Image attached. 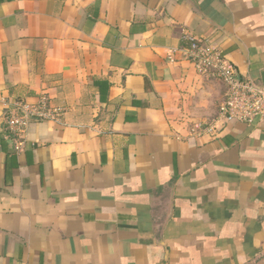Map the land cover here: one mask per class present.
Segmentation results:
<instances>
[{
	"label": "crops",
	"instance_id": "0c3cea01",
	"mask_svg": "<svg viewBox=\"0 0 264 264\" xmlns=\"http://www.w3.org/2000/svg\"><path fill=\"white\" fill-rule=\"evenodd\" d=\"M189 33L264 89V0H0V264H264V116L199 133L226 88Z\"/></svg>",
	"mask_w": 264,
	"mask_h": 264
},
{
	"label": "built area",
	"instance_id": "2783aa9c",
	"mask_svg": "<svg viewBox=\"0 0 264 264\" xmlns=\"http://www.w3.org/2000/svg\"><path fill=\"white\" fill-rule=\"evenodd\" d=\"M184 56L190 60L199 73H206L220 80L225 88V98L219 107L214 122L198 125L199 133L212 134L222 125L230 122L253 124L264 116V89L259 88L250 77H241L235 64L231 62L221 48L205 38L187 34ZM170 61L173 58L170 57ZM65 114V108L51 102L48 95L38 97L35 103L15 102L5 112L7 139L23 143L31 118L37 120L59 121Z\"/></svg>",
	"mask_w": 264,
	"mask_h": 264
},
{
	"label": "water",
	"instance_id": "95a60500",
	"mask_svg": "<svg viewBox=\"0 0 264 264\" xmlns=\"http://www.w3.org/2000/svg\"><path fill=\"white\" fill-rule=\"evenodd\" d=\"M31 120H37L36 118L32 117Z\"/></svg>",
	"mask_w": 264,
	"mask_h": 264
}]
</instances>
